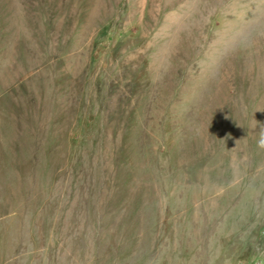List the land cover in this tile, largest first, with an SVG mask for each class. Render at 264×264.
Masks as SVG:
<instances>
[{
  "label": "rangeland",
  "instance_id": "rangeland-1",
  "mask_svg": "<svg viewBox=\"0 0 264 264\" xmlns=\"http://www.w3.org/2000/svg\"><path fill=\"white\" fill-rule=\"evenodd\" d=\"M264 0H0V264H264Z\"/></svg>",
  "mask_w": 264,
  "mask_h": 264
},
{
  "label": "clouds",
  "instance_id": "clouds-1",
  "mask_svg": "<svg viewBox=\"0 0 264 264\" xmlns=\"http://www.w3.org/2000/svg\"><path fill=\"white\" fill-rule=\"evenodd\" d=\"M262 143H264V141H262Z\"/></svg>",
  "mask_w": 264,
  "mask_h": 264
}]
</instances>
